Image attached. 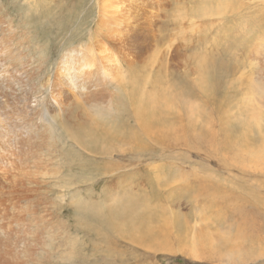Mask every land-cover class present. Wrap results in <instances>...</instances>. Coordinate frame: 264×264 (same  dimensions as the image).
<instances>
[{"label":"rangeland","instance_id":"1","mask_svg":"<svg viewBox=\"0 0 264 264\" xmlns=\"http://www.w3.org/2000/svg\"><path fill=\"white\" fill-rule=\"evenodd\" d=\"M97 1L0 0V47L8 52L0 58V70L2 65L7 66L10 69L5 75L11 76V81L5 80V86L0 88V117L3 116L0 124L14 129L15 133L21 132L23 155L16 156L19 159L23 156L22 163L41 167V170L40 167L33 169L38 176L30 177L33 184L7 206L8 215L4 213L0 223V227L5 226L4 231L0 228L1 243L11 241L18 250L12 264H264V172L245 170L241 166L249 159L244 152H253L256 156L264 153V139L256 131L250 134L251 127L246 128L254 123L264 126V0H224L223 19L203 22L204 32L200 29L192 35L187 31L186 37L181 31H178L181 35L176 33L179 25L172 26L175 24L169 18L179 2L186 3L179 6L190 8L196 0H175V3L170 0L165 9L169 14L164 13L170 16L163 15L157 25L160 29L156 26L150 31L148 36L153 35L150 37L154 39L147 40L149 47L143 43L146 49L140 52L142 56L138 54L140 50L136 51V57L124 51L136 66L148 65L149 61H157V66L166 63L165 82L172 84L177 92L187 94L193 107L205 109L202 112L194 108V112H200L199 117L197 112L192 114L180 103L175 104L164 122L152 125L154 133L151 138L144 139V154L137 152L135 141L133 145L129 143L135 138L133 134L137 129L134 114L129 122L127 110L120 112L118 108V113H112L111 109L103 111L95 106V112H104L102 118L98 116L95 129L100 131L95 132L87 130L91 123L81 119L80 107H72L69 117L68 113L59 114L51 104L53 81L62 55L70 47L88 45L96 35ZM211 1L216 5L217 0ZM183 38H187L186 41ZM99 51L105 63L111 59L115 62L122 53L109 47L106 41H100ZM197 57L203 58V62L213 61L208 65H212L208 69L213 72L206 83L201 82L202 89L194 85V80L186 73L196 77L192 68ZM217 68L221 72H217ZM147 70L156 74L148 67ZM246 86L258 91L250 88L257 95L256 107L260 108L257 121L252 118L256 107H252L253 111L248 109L245 101V91L249 90ZM2 101L6 103L1 104ZM259 101H263L262 104ZM34 103L38 105L31 109ZM44 117L47 118L44 120ZM55 119L54 127L50 126ZM121 121L125 123L121 125ZM105 122H109L108 128ZM68 125L76 132V137L79 128L82 127V132L85 130V133L79 132L81 140L85 137L81 143L77 142L78 137L77 141L70 139ZM129 125L134 130H130ZM104 128L111 133L108 135ZM122 129L126 137L121 134ZM246 129L250 134L248 141L243 135ZM86 132L90 138L86 137ZM92 132L95 135L92 136ZM97 134L100 140L95 141ZM105 134L110 138L107 135L103 138ZM97 142L96 151L100 150L96 152L94 144ZM121 143L123 152L130 151L129 157L120 152ZM114 164H118L120 170L115 172L113 168L118 165ZM43 167L47 169L43 171ZM23 168L26 167L23 165ZM155 174L160 175L159 186V175ZM115 197L118 203H114ZM14 217L19 223H12ZM168 223L175 225L171 233L163 229ZM186 225L208 228L216 237L230 240L234 258L213 257L198 261L185 253L172 252L169 240L178 236V230Z\"/></svg>","mask_w":264,"mask_h":264},{"label":"bare ground","instance_id":"2","mask_svg":"<svg viewBox=\"0 0 264 264\" xmlns=\"http://www.w3.org/2000/svg\"><path fill=\"white\" fill-rule=\"evenodd\" d=\"M172 1H173V3H175V0H172ZM179 1H176V2H179ZM170 2H171L170 0H98L97 1L98 7H99V10H98L99 11V22H98L97 28H95L96 30L94 29L96 31V35H95L96 38L90 36L91 40H89V42L87 43L88 45H84L83 47L79 46L77 48V47L73 46L72 49L70 47V49L67 52H65L64 55H62L61 60L58 63V69L56 72L57 74H56V77L53 81V86H54L53 93H54V95H53V98L51 100V104L54 108L57 109L59 114L61 113L62 115H66V113H68V116L70 117V113L72 112L71 111L72 107L78 106V107H80L78 114L81 113V119L85 120L87 123H91L90 128H88L87 130L88 131H95V129H97L96 127L98 126V121H99L98 119L100 117L102 118V116L104 114V112H101V113L95 112L93 110V108L95 106H99V108L103 109V111H104V108L105 109L108 108V110L111 109L112 113H116V112L118 113L119 110H120V112H123V109L125 111L127 110L130 113V115H128V121L129 122H131L130 121V119L132 118L131 114H134V117H135L134 123L136 125L135 129H137L134 132L133 131L134 129L132 128V126L129 125L131 127L130 130L133 129L132 133L134 132L133 135L135 137V138H133V141L130 140L129 143L131 144L133 142L132 143V145H133L134 141H135L137 152H139V153L142 152V154H144L143 151L145 152V148H144V150H142V148L145 146L146 138H148V139L151 138L152 134L154 133V132H151V131H153L152 125H154V127H155L156 124H154V123L158 124L161 120L164 122L165 117L171 113L172 107H174L175 104L180 103L183 109L190 111V113L193 112L192 114H194L196 112L198 114L200 113L198 111H201L202 109L200 110L198 106H197L198 111L194 112V110H195L194 108L196 106L193 107V104L191 102L192 99L188 98L187 94L185 95V94H182L180 92H177L172 84L168 83V81H167V83L165 82V78L168 76L167 73L163 72V69H165V68L167 69V67H165L166 63H165V65L157 66V61H149V58H147L149 61L148 65H144L142 63L143 65L136 66L135 64H137V63H135V61H134L135 64L132 63L133 58L132 59L130 58L131 54L136 57V51L137 50H140L138 53L140 56V52L142 50L146 49V47H149V45L146 44V42H147V40L152 39L154 36L150 35V36H153V37H150V36H148V34L150 33V31L151 32L154 31L153 28L154 27L156 28V26L158 25V22H160V19H162L164 17L163 15H165L164 14L165 12L169 14V12L165 11V9H167V7H169ZM211 2H212L211 0L192 1V3L191 2H189V3L193 4L194 7L192 6L190 8L187 7L186 5L185 6H179L182 2H179L176 6H175V4L172 3L175 6V7L173 6L174 7L173 8L174 14L169 19H172L171 22H173V24H175L172 26L176 27V25H179V28H177L176 33L180 34V33H178V31H181L182 36L186 37V34H187L186 32L189 31L192 35H194L195 33H198L201 28H203V29L205 28V27H202L203 22H206L210 19L211 20L212 19L213 20L214 19H216V20L223 19L224 18V0H217L216 5H215V2H212L214 5ZM183 4H186V3L183 2L181 5H183ZM170 9L172 10V7ZM165 16H167V15H165ZM169 16H167V17H169ZM169 22H170V20H169ZM218 22H220V21H218ZM81 23H82V21H81ZM164 23H168V22H166L164 20ZM209 24H206L205 26H207V25L209 26ZM59 25H61V24H59ZM220 26H221V24H220ZM216 27H217V25H216ZM158 29H160V28L158 27ZM77 30H79V29H77ZM173 31H175V29ZM201 31L204 32V30H202V29H201ZM205 32H206V30H205ZM76 33H74V34H76ZM158 34H160V33H158ZM221 34H223V32ZM160 35L158 37L162 38V37H160ZM161 36H164V35H161ZM175 37H177V36H175ZM156 38L157 37H155V39ZM164 38H165V36H164ZM162 39H160V40H162ZM186 39L187 38H183L184 41H186ZM100 41H104V42L106 41L109 43V47H111L115 50L119 49L120 52H122L121 55H119V56L117 55L118 59L115 58L116 59L115 62H112V59H111V61H108V63H105V61H106L105 57L102 59L100 58V51L98 52V45L100 44ZM154 42H156V41L154 40L153 43ZM143 43H145V45H148V46H146L144 48L143 46H145V45H143ZM153 43H151V44H153ZM153 47L155 48V43H154ZM151 50H153V49H151ZM124 51L130 52L129 53L130 55ZM112 53H114V52H112ZM141 53H143V51ZM147 53H149V52H147ZM3 54H4V56L5 55L7 56L8 52L5 51V49H3L2 47H0V58L3 56ZM149 56H150V58L152 57V55H149ZM112 57H114V56H112ZM162 57H163V55H162ZM193 57H195V56L193 55ZM187 58H188V56H187ZM190 58H188V59H190ZM199 58L198 57L196 58L197 63L193 64L194 69L192 68V72H194V74H196V77L192 76L193 73L192 74H190V72H186V73H187V76L189 78H192V80H194L193 81L194 85L196 84L199 89H202L203 84L201 86V82L206 83L208 78L211 77V76L209 77V74L213 72V71L210 72V70L208 69V67L210 68V66H212V65L208 66L209 64H211L212 60L210 61V63L207 61L208 62L207 63V62H203V60H204L203 58H201V57H199ZM103 59H105L104 62H103ZM144 59H146V57ZM11 60H13V59H11ZM11 60H9V61L7 60V61L10 62ZM191 61H192V63L194 62V60H191ZM136 62H138V61H136ZM165 62H166V60H165ZM189 63H190V61H189ZM212 63H213V61H212ZM5 64H7V62H5ZM12 64H13V62H12ZM167 65H168V63H167ZM216 65L217 64H215V66ZM2 66L3 67L0 70V88L5 86V80L8 82L11 81V76L8 74V78H7V75H5V73H8L7 70L10 68H8L7 66H4V65H2ZM147 67L150 68L151 71H155L156 74L154 75L153 73H149V71H148L149 69L147 70ZM217 67H219V66H217ZM3 68H5L6 70ZM213 68H216V67H213ZM16 70H18V69H16ZM186 70H188V69H186ZM217 72H221V71H218V68H217ZM169 73H171V72H169ZM97 83H99L100 85H97ZM7 84H6V87H8ZM182 86L185 87L184 85H182ZM255 86L257 87V85H255ZM250 88H248L250 91L247 90V92H246L245 91L246 89L244 90L245 91L244 97H245V101H246L248 109L253 111L252 107L253 108L256 107L257 95H254L253 91L251 92L252 88L251 89ZM185 89L186 88H184V90ZM253 89H255V91H256V88L253 87ZM209 91H211V90H209ZM184 92H186V91H184ZM256 92H258V91H256ZM263 101H264V99H263ZM37 102H39V101H37ZM259 102H261V101H259ZM262 102L260 104H262ZM3 103H6V101H2L1 104H3ZM37 105L38 104L34 103V104H31L30 107H31V109H33L35 106L37 107ZM259 107H261V106H259ZM118 108H119V110H117ZM255 109L253 111V117L252 118L254 121H257L260 117L259 116V111H260L259 109L260 108H257L256 110ZM204 110H202V112H205ZM112 113H111V115H113ZM184 113H186V112H184ZM54 114H56V113H54ZM58 116L61 117V119L63 118L61 115H58ZM71 116H73V115H71ZM98 116H99V118H98ZM194 116H193V118H194ZM198 116L201 117L200 114ZM48 117H50V116H48ZM191 117H192V115H191ZM0 118H3V116ZM5 118H6V116H5ZM46 118L47 117H44V120ZM199 119H201V118H199ZM108 120H109V118H108ZM195 120L198 121L197 118ZM56 121L57 120L55 119L54 122H51L50 126L54 127V124H56ZM73 121H72V124H73ZM125 121H121V125H122V122L125 123ZM128 121H126L127 125H128V123H127ZM105 123H104L105 125L103 123L102 124L107 127L109 122L108 123L105 122ZM111 123H113V121ZM57 125L60 126V124H57ZM115 126L116 125H114V128H115ZM249 127H251L249 129L250 134L252 131H256V133L258 132V134L264 139V126L261 127L260 124L257 125L254 123V124H249L246 128H249ZM55 128H56V126H55ZM63 128L65 129V127H63ZM100 128H103V127H100ZM118 128L120 130V126ZM67 129H69L70 139L72 138L74 141H77V137H78L77 142H79L81 140L79 132L85 133V130H83V132H82V130H81L82 127H81V128H79L80 131L79 132L77 131L78 136L76 137V135H75L76 132H74V130L71 129V127L69 125H68ZM104 129L106 130V128H104ZM109 129H110V127H109ZM124 129H122L123 131L121 134H124L123 133ZM25 130H26V128H25ZM51 130H52V128H51ZM108 130H106L105 132H107ZM112 130H113L112 132L115 133V130L113 128H112ZM126 130H129V128ZM138 130L140 131V134L137 133ZM247 130L248 129H246L245 133L243 134L245 136V141H248L247 137L250 135V134L248 135ZM259 130L262 134L259 132ZM60 131H61V129H60ZM97 131L99 132L100 130L98 129ZM97 131H95V132H97ZM95 132H92V136H93V133L95 135ZM105 132L103 131L102 133H105ZM120 132L121 131H119L118 134ZM27 133H28V131H27ZM66 133H67V131H66ZM110 133L107 132L108 135ZM86 134H87L86 137H88V132H86ZM98 134L95 137V141H97L99 138ZM107 134H105V136L103 135L104 136L103 138H105ZM155 134H157V133H155ZM26 135H28V134H26ZM108 135H107V137H108ZM142 135L144 136L143 139L140 138V136H142ZM20 136H21V132L15 133L14 129H12L10 127L5 128L3 126V124H0V223H2V221H3L4 213H5V215H8L6 213L7 212V206L12 205L13 202L15 201V199L17 200L16 197L19 194H23L28 189V186L33 184L34 181L30 178L33 175H35V173L33 172V169L37 168V170H39V169L41 170L40 166L34 167V165L26 164V162L22 163L23 159H21V158H23V156L20 157V159L18 158L19 156H16V155L21 156V154H22V151H21L22 142H21ZM83 136H81V137H83ZM101 136H102V134H101ZM123 136L126 137L125 134ZM88 138H90V137H88ZM108 138H110V137H108ZM84 139H85V137H84ZM84 139H82L81 141H83ZM116 139H117V137H116ZM122 139H123V137H122ZM129 139L130 138H128V140ZM144 139H145V141H144ZM99 140H100V138H99ZM119 140H121V139H119ZM81 141H80V143H81ZM122 141L125 142L126 139L125 140L123 139ZM59 142H61V141H59ZM86 142H89V141H86ZM91 142L94 143V141H91ZM100 142L103 143V141H100ZM108 142H110V141L108 140ZM51 143H52V141H51ZM98 143L99 142L94 144L95 147ZM87 144L88 143L85 144L86 148L89 147ZM106 144L107 143H105V145ZM118 144H117V146H118ZM121 144L122 145L119 146V149H121L120 152H123L122 150H123L124 146H123V143H121ZM77 145L79 146V143ZM90 145H93V144H90ZM23 146H24V144H23ZM27 146L29 147L28 144H27ZM57 146H58V144H57ZM102 146L104 147V145H102ZM110 146H111V144H110ZM79 147H81V144ZM107 147H106V149H107ZM263 147L264 146H262V149H263ZM86 148H84V149L86 150ZM97 148H99V147H96L95 151ZM114 148H118V147H114ZM52 149H53V147H52ZM109 149H110V147H109ZM262 149H261L260 154L262 153ZM99 150H97V151H99ZM86 151H88V150H86ZM57 152H59V151H57ZM92 152H91V154H92ZM100 152H101L100 155H102L103 151H100ZM129 152L130 151L127 152V149H126L125 152H123V155H124V153H126L127 157H129V155H128V154H130ZM134 152H135V150H134ZM94 154H96V153H94ZM108 154H110V153H108ZM111 154H112V150H111ZM113 154H115V152ZM262 154L259 156L258 155L256 156L255 153H253V152H249V153L244 152V156L246 158H249V159L247 161H243L241 163V166L245 170L263 173L264 172V157H263L264 153H262ZM98 155H99V153H98ZM253 155H255V157ZM99 156H97V157H99ZM108 156H107V158H108ZM111 157H112V155H111ZM24 161H25V159H24ZM111 162L112 161H110L109 163L111 164ZM23 165L26 167L25 169L23 168ZM116 165H118V164H116ZM116 165L114 164V166H116ZM111 166H113V164ZM38 167H40V168L38 169ZM157 167L159 168V166H157ZM47 168H48V166H47ZM47 168L43 167V169H44L43 171H45ZM110 170L111 171L115 170V172H116V171L120 170V166L118 165V166L114 167L113 170L110 168ZM157 172H159V171H157ZM38 173H40V172L38 171ZM57 174H60V173H57ZM159 174H157V175H159ZM36 175H37V171H36ZM157 175L155 174L156 177H157ZM159 177H160V175L157 178L159 179ZM158 179H156V180L159 181L160 179L159 180ZM178 182H180V181H178ZM159 184H161V180H160V183L157 182L158 186H159ZM129 197H130V194H129ZM115 198L116 199H113V201L117 200V197H115ZM120 201H122V200H120ZM116 202L118 203V200L114 201V203H116ZM122 204H124L123 201H122ZM126 204H127V202H126ZM126 204L124 206H126ZM15 206H17L16 203H15ZM16 209H14V210H16ZM18 209H20V208H18ZM16 211H18V210H16ZM135 214H137V211L135 212ZM14 216H15V214H14ZM11 221L13 224L19 223L18 222L19 220L16 219L15 217ZM7 222H9V221H7ZM2 226L0 228H1V230L4 231L5 226L4 227H2ZM9 226H10V229L13 228V227H11L12 226L11 224ZM174 228H175V225L172 223H168L167 225L163 226V229H166L170 233L174 230ZM178 231H179L178 236L169 240V245H170L172 252H177V253L180 252L181 254L185 253L190 258H192L194 260H198V261L199 260H208V259H211L213 257H220V258H224V260H229L231 258H234V256H235V253L232 251L233 250L232 249L233 248L232 242H230V240L225 241L222 236L216 237L214 234H212V231L208 228L207 229L202 228V227L196 228V225H191V226L186 225L185 227H183L182 230H178ZM4 234H6V231ZM155 241L156 240H153L154 243H155ZM10 242L9 241L6 242V240H5L1 243V241H0V246L3 248V249L1 248L2 251L0 252V264H12V261L15 259L14 256L16 254H18L17 253L18 252L17 247L12 246L10 244ZM155 246H157V244Z\"/></svg>","mask_w":264,"mask_h":264}]
</instances>
